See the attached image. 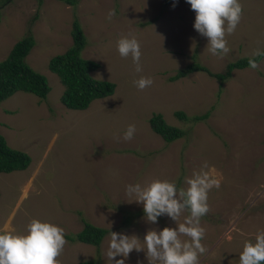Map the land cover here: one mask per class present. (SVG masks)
<instances>
[{"label": "rangeland", "instance_id": "374dc122", "mask_svg": "<svg viewBox=\"0 0 264 264\" xmlns=\"http://www.w3.org/2000/svg\"><path fill=\"white\" fill-rule=\"evenodd\" d=\"M240 3V22L226 34L229 52L219 56L194 29L195 11L186 0L175 7L172 0H0V61L31 33L36 44L26 60L51 87L46 99L20 91L0 103V133L32 158L25 170L0 172V228L22 231L32 218L48 220L65 230L60 264H111L104 255L111 231L142 244L147 231L176 227L189 215L164 214L152 223L142 203L128 202L126 186L167 179L187 188L185 177L207 165L220 187L209 191V211L201 217L207 251L199 264H239L245 242L264 230V58L256 69L234 70L224 85L206 72L178 81L171 76L194 60L222 72L264 49V0ZM109 9L116 10L111 22ZM75 20L87 38L83 57L100 65L92 75L116 84L114 94L83 110L62 102L65 86L49 67L73 45ZM125 35L140 42L141 72L131 57L119 55L117 41ZM141 76L153 84L137 88ZM155 113L184 136L165 141L151 127ZM130 124L136 131L125 140ZM85 221L110 230L100 246L77 239ZM145 252L133 250L125 264H149Z\"/></svg>", "mask_w": 264, "mask_h": 264}, {"label": "clouds", "instance_id": "9594fccd", "mask_svg": "<svg viewBox=\"0 0 264 264\" xmlns=\"http://www.w3.org/2000/svg\"><path fill=\"white\" fill-rule=\"evenodd\" d=\"M179 0H172L175 7ZM195 11L193 27L208 38L207 50L212 55L223 56L229 52L226 34L233 33L240 22L242 4L240 0H186ZM116 15L109 9L106 20L111 22ZM121 57H131L136 71L141 72V45L134 35L122 36L117 41ZM253 57L264 56V50L257 49ZM249 67L256 69L257 61L248 60ZM139 89L153 84L151 77L141 76L134 81ZM136 131L130 124L123 134L130 140ZM207 168V170H205ZM187 188L178 189L175 181L154 179L150 183L139 182L126 186L128 202L143 205L148 221L156 223L158 217L167 214L176 220L184 210L189 215L176 227H163L159 231L150 230L143 236V243L135 235L111 231L104 255L111 264H125L130 253L144 251L149 264H199V258L207 250L202 244L205 229L201 217L209 211L208 193L220 187V178L205 165L185 177ZM181 236L189 239H181ZM66 243L62 226L40 218H32L22 231L0 228V264H60L58 260ZM120 257L117 259V257ZM264 261V230L257 232L253 241H246L239 253V264H261Z\"/></svg>", "mask_w": 264, "mask_h": 264}, {"label": "trees", "instance_id": "16d2710c", "mask_svg": "<svg viewBox=\"0 0 264 264\" xmlns=\"http://www.w3.org/2000/svg\"><path fill=\"white\" fill-rule=\"evenodd\" d=\"M9 1V0H5ZM71 5H76L77 0H61ZM73 45L62 54L50 59L49 67L56 73L65 86L61 97L62 102L70 109H87L91 103L99 98L114 94L116 84L95 78L92 72L99 68V63L83 57L82 51L87 44L86 35L78 22L74 21ZM36 44L31 33L19 39L5 59L0 61V103L17 92L32 93L46 99L51 91L45 75L34 69L28 62L27 56ZM264 50V49H263ZM254 58L257 62L264 56L243 57L227 65L224 73H213L205 65L193 62L172 76V80L179 79L194 71H206L224 82L236 68L249 67L248 60ZM180 118H186L182 112H177ZM205 114L203 117H206ZM202 117H196L199 119ZM152 129L161 135L167 142H172L184 136L183 130L177 126L169 125L161 113L154 114L150 119ZM32 163L31 156L25 151L12 148L6 138L0 133V172L10 173L25 170ZM109 229L96 226L85 221L83 230L77 234V239L84 243L100 246L102 240L109 233ZM74 237H69L72 239ZM79 264H99L95 261H84ZM264 264V261L261 262Z\"/></svg>", "mask_w": 264, "mask_h": 264}, {"label": "crops", "instance_id": "0c3cea01", "mask_svg": "<svg viewBox=\"0 0 264 264\" xmlns=\"http://www.w3.org/2000/svg\"><path fill=\"white\" fill-rule=\"evenodd\" d=\"M82 27V26H81ZM84 31V30H83ZM86 35V34H85ZM195 54H196V52H195ZM194 58H195V55H194ZM193 62H198V63H200L199 61H193ZM193 62H187L186 64H182V66L177 70V72L179 71V70H181V69H183V68H186L187 66H189L191 63H193ZM203 65V64H202ZM228 65V64H227ZM208 68V67H207ZM247 68V67H246ZM209 69V68H208ZM226 69H227V66H226ZM226 69L224 70V71H222V72H215V71H211L210 69V71L211 72H213V73H224L225 71H226ZM237 69H244V68H236V69H234V70H237ZM233 70V71H234ZM233 71H232V73H233ZM177 72L174 74V75H176L177 74ZM199 72H206V71H194V72H190L189 74H187L186 76H184V77H181V78H179V79H176L175 81H178V80H180V79H184L185 77H188V76H190V75H193V74H196V73H199ZM206 73H208L209 75H210V77H212V78H215V79H217L219 82H220V80L217 78V77H215V76H212L209 72H206ZM173 75V76H174ZM172 77V76H171ZM231 77V76H230ZM230 77H228L224 82H220V84L221 85H224L225 84V82L230 78ZM96 78V77H95ZM98 79H100V78H98ZM172 80V79H171ZM223 103V102H222ZM221 103V104H222ZM221 106V105H220ZM218 107H219V105H218ZM179 112V111H178ZM177 113V112H176ZM182 113H184V112H182ZM185 114V113H184ZM205 114H208V112H206ZM205 114H203L202 115V118H206L207 116H209V115H207L206 117H203ZM185 116H186V114H185ZM198 117H201V116H198ZM197 117V118H198ZM151 119V118H150ZM195 119V118H194ZM199 119H201V118H199ZM195 120H197V119H195ZM158 134V133H157ZM161 136V135H160ZM7 140V139H6ZM166 141V140H165ZM8 143V142H7ZM18 150H20V149H18ZM23 151V150H22ZM45 152V151H44ZM46 154H47V152H45ZM45 155V154H44ZM43 155V156H44ZM17 171H19V170H17Z\"/></svg>", "mask_w": 264, "mask_h": 264}]
</instances>
